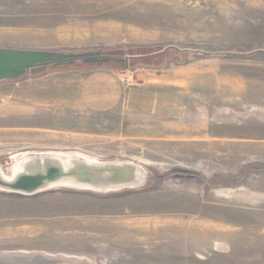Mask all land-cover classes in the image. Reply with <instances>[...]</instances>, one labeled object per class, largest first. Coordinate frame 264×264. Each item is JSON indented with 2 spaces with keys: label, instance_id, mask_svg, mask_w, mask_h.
<instances>
[{
  "label": "rangeland",
  "instance_id": "obj_1",
  "mask_svg": "<svg viewBox=\"0 0 264 264\" xmlns=\"http://www.w3.org/2000/svg\"><path fill=\"white\" fill-rule=\"evenodd\" d=\"M0 49L109 59L0 83L1 164L60 151L150 171L103 199L0 194V257H23L0 264H264V0H0ZM99 70L173 78L171 115L63 91Z\"/></svg>",
  "mask_w": 264,
  "mask_h": 264
},
{
  "label": "water",
  "instance_id": "obj_2",
  "mask_svg": "<svg viewBox=\"0 0 264 264\" xmlns=\"http://www.w3.org/2000/svg\"><path fill=\"white\" fill-rule=\"evenodd\" d=\"M97 55H58L46 51L0 49V83L42 74L48 66L108 61ZM120 61V60H119ZM128 66V65H127ZM149 173L134 161H102L78 152L25 151L0 163V194L35 197L54 191L108 198L149 189Z\"/></svg>",
  "mask_w": 264,
  "mask_h": 264
},
{
  "label": "crops",
  "instance_id": "obj_3",
  "mask_svg": "<svg viewBox=\"0 0 264 264\" xmlns=\"http://www.w3.org/2000/svg\"><path fill=\"white\" fill-rule=\"evenodd\" d=\"M74 75L70 74L64 78L68 79V82H66L67 87L63 91L67 92L70 89L69 93L75 91L76 96L80 100L86 101L91 107L112 109L123 105L126 109L139 113L153 110L149 113L159 119H168V115H171L168 114V111L173 110L168 105L167 99L163 101L160 98L170 96L171 94L168 92L165 95L163 90H167L176 83V80L169 76L156 75L154 78L144 80L142 85H133L126 76L127 82H122L121 76L119 77L115 71L99 70L89 72L79 87L77 81L75 85L73 84L74 77H77ZM159 112H163V114L157 115Z\"/></svg>",
  "mask_w": 264,
  "mask_h": 264
},
{
  "label": "trees",
  "instance_id": "obj_4",
  "mask_svg": "<svg viewBox=\"0 0 264 264\" xmlns=\"http://www.w3.org/2000/svg\"><path fill=\"white\" fill-rule=\"evenodd\" d=\"M198 56L201 58H218V57H229L228 54H208L205 52H198Z\"/></svg>",
  "mask_w": 264,
  "mask_h": 264
},
{
  "label": "bare ground",
  "instance_id": "obj_5",
  "mask_svg": "<svg viewBox=\"0 0 264 264\" xmlns=\"http://www.w3.org/2000/svg\"><path fill=\"white\" fill-rule=\"evenodd\" d=\"M19 256V255H17ZM19 259H23V257H16V256H8V257H0V262H3V263H9V262H18L17 260ZM41 259V258H40ZM41 261V260H40Z\"/></svg>",
  "mask_w": 264,
  "mask_h": 264
}]
</instances>
